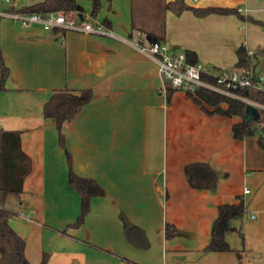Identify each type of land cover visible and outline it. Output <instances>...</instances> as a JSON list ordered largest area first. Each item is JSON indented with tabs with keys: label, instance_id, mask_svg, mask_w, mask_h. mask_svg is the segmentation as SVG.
Wrapping results in <instances>:
<instances>
[{
	"label": "crops",
	"instance_id": "obj_1",
	"mask_svg": "<svg viewBox=\"0 0 264 264\" xmlns=\"http://www.w3.org/2000/svg\"><path fill=\"white\" fill-rule=\"evenodd\" d=\"M36 1L10 0L0 8ZM170 1L101 0L91 18L90 1L78 0L85 16L108 24L113 38L0 19V57L8 69L0 90V131L19 132L31 163L22 193L8 196L5 209L13 213L9 224L25 241L31 264L44 254L45 264H264V147L258 144L259 137L264 141V111L255 108L257 117L246 111L255 133L234 139L232 126L240 117L208 115L180 90L167 101L155 63L138 51L140 44L160 41L172 53L192 52L196 62L233 69L239 46L264 48V27L235 15H175L164 10ZM184 2L264 19V0ZM263 59L253 67L256 76H264L258 71ZM84 89L92 99L64 122L61 148L43 106L53 92ZM65 152L74 173L104 190L90 200L77 227L70 226L80 198L68 186ZM193 162L216 171L214 192L189 186L183 167ZM240 199L245 210L225 229L231 251L205 252L217 207ZM165 224L177 229L173 238L164 237ZM126 226L140 231L143 244L127 238Z\"/></svg>",
	"mask_w": 264,
	"mask_h": 264
},
{
	"label": "trees",
	"instance_id": "obj_2",
	"mask_svg": "<svg viewBox=\"0 0 264 264\" xmlns=\"http://www.w3.org/2000/svg\"><path fill=\"white\" fill-rule=\"evenodd\" d=\"M91 9L89 16L96 18L101 9V0H89ZM110 1V0H108ZM78 0H37L33 5L22 6L19 9H10V12L32 14L40 13L48 15L57 12H63L67 17L79 18L84 13L78 8ZM164 10L170 11L175 15H180L184 11L191 12L195 17L202 18L208 15H235L239 20L251 22L264 27V19L257 21L250 16H244L235 8L204 7L195 8L185 4L184 0H172L164 5ZM105 27L108 24L103 21ZM190 63L196 62L194 53L185 52ZM237 62L236 69L248 68L253 71V67L264 57V48L258 49L251 55H248L244 46H239L235 52ZM255 62L252 64V62ZM8 77V69L5 67L0 57V90L4 89V83ZM174 89L167 87L166 99ZM240 97L248 99L255 103L264 105V93L251 89H242L235 92ZM187 96L203 112L208 115H221L226 117H240L242 121L232 126V136L234 139L241 140L244 137L255 133L252 122L247 121V104L241 100L230 98L210 91L205 88H198L194 95L187 93ZM92 99L90 89L78 91L53 92L49 100L43 106V116L55 122L58 133V145L64 148L62 135V126L64 122L70 120L75 113L88 104ZM263 128V127H262ZM263 131V129H261ZM258 144L264 147L262 137L258 138ZM67 165V182L71 190L75 191L80 198V213L73 225L77 227L82 224L84 217L90 211V200L94 197L104 196V190L96 181L90 178L80 177L73 172L70 155L65 152ZM30 159L21 149L20 135L17 131H0V264H31L25 257V241L12 229L9 220L13 213L5 209L8 196H19L22 193V184L25 177L30 173ZM183 172L189 186L195 190H204L214 192L218 182V174L206 162H193L184 165ZM243 200L234 204H222L217 207V215L212 225L211 237L204 248L205 252H228L230 246L225 238V229L227 224L244 212ZM177 229L173 225L165 224L164 237L173 238ZM125 234L130 241L139 245L144 240L140 231L134 226H126ZM137 234L138 239L135 240ZM47 256L44 254L38 264H45Z\"/></svg>",
	"mask_w": 264,
	"mask_h": 264
},
{
	"label": "built area",
	"instance_id": "obj_3",
	"mask_svg": "<svg viewBox=\"0 0 264 264\" xmlns=\"http://www.w3.org/2000/svg\"><path fill=\"white\" fill-rule=\"evenodd\" d=\"M10 0H0L8 4ZM238 12H241L238 9ZM8 18L28 27L39 24L44 31H74L84 35H104L114 37V33L103 24L93 22L89 16L81 18L67 17L63 12L43 15L40 13L23 14L6 11L0 8V19ZM63 43V42H62ZM138 51L150 58L157 67L162 80V87H170L194 95L198 88H205L226 97L241 100L249 107L264 111V105L240 97L235 92L251 89L264 93V76H256L251 69H214L199 62L190 63L184 52H170L165 43L152 41L149 45H139ZM253 52L248 51V55ZM244 190V194L248 193ZM250 219H255L251 215Z\"/></svg>",
	"mask_w": 264,
	"mask_h": 264
},
{
	"label": "rangeland",
	"instance_id": "obj_4",
	"mask_svg": "<svg viewBox=\"0 0 264 264\" xmlns=\"http://www.w3.org/2000/svg\"><path fill=\"white\" fill-rule=\"evenodd\" d=\"M246 16H247V15H246ZM245 23H246L247 25H251V27L254 26V24L251 23V22H245ZM251 42H252V43H255V39L251 38ZM247 50H248V49H247ZM249 50H250V49H249ZM249 50H248V51H249ZM250 51L255 52L256 50L251 48ZM263 58H264V57H263ZM263 58H262V57L259 58V60H260L259 63H262L261 60H262ZM263 61H264V59H263ZM199 63H201V64H203V65H206V63H203V62H199ZM254 63H255V62L253 61L252 64H254ZM258 71L264 73V67L262 66L261 68L258 69Z\"/></svg>",
	"mask_w": 264,
	"mask_h": 264
},
{
	"label": "water",
	"instance_id": "obj_5",
	"mask_svg": "<svg viewBox=\"0 0 264 264\" xmlns=\"http://www.w3.org/2000/svg\"><path fill=\"white\" fill-rule=\"evenodd\" d=\"M79 18H81V15L79 16ZM247 112H249V113L254 112L255 117L258 116V112L255 110L254 107H250V106H249V107L247 108ZM246 119L249 120V116H248V115L246 116Z\"/></svg>",
	"mask_w": 264,
	"mask_h": 264
}]
</instances>
